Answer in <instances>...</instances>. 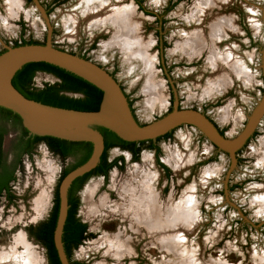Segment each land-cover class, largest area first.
<instances>
[{
	"label": "rangeland",
	"instance_id": "obj_1",
	"mask_svg": "<svg viewBox=\"0 0 264 264\" xmlns=\"http://www.w3.org/2000/svg\"><path fill=\"white\" fill-rule=\"evenodd\" d=\"M9 1L0 0V53L6 46L23 42L46 43L48 27L33 0H11L17 2L12 14ZM39 1L53 27L54 46L81 55L99 39L89 60L115 70L142 124L164 116L178 102L180 108L206 113L224 134L234 138L263 94L260 66L264 47V0H223L201 13L205 0H142L146 10L161 17L162 25L155 17L138 10L132 0H121L123 6L133 9L137 22L133 27L138 31L136 37L144 52L141 55L131 52L130 44L115 35L117 27L112 23L92 22L83 1ZM96 5L91 12L101 11L100 4ZM217 19L231 22L233 27L226 29L222 40L214 43L211 27ZM109 26L114 28L113 33L109 32ZM158 29L162 31L160 37L155 32ZM195 31H200L206 41L198 54L186 47ZM227 51H231L234 62L243 67L250 79H245L227 62L216 60L217 66L211 64V55H226ZM221 75L223 87L214 84ZM150 77L161 84L165 99L161 107L149 101L146 86ZM57 81L51 74L38 72L33 83L42 88ZM255 134L237 155V167L229 177V155L219 152L192 125H183L171 137L162 138L159 158L154 149L146 146L137 160L128 152L110 149L109 159L125 157V164L122 169H113L107 180L94 177L84 186L79 217L88 225L89 237L74 251V259L83 264H180L176 255L161 249L159 236L148 234L144 228L136 230L128 212L131 195L125 188L137 189L146 179H154L158 202L166 210L181 204L186 195L192 196L198 220L181 234L187 240L185 247L195 252L200 261L264 264V207L261 206L264 118ZM14 136L13 131L9 132L6 146ZM158 159L171 168L170 179ZM67 165L68 162L51 154L44 143L23 159L11 184L14 200L9 201L6 193L0 198V253L10 249L23 232L32 251L38 253L39 262L48 264L46 250L32 240L27 229L50 215L61 183V171ZM43 196L42 207H38V200ZM103 199L106 200L104 207L101 206ZM91 206H96L95 213L89 212ZM120 233L129 245V253L116 257L103 237Z\"/></svg>",
	"mask_w": 264,
	"mask_h": 264
},
{
	"label": "water",
	"instance_id": "obj_2",
	"mask_svg": "<svg viewBox=\"0 0 264 264\" xmlns=\"http://www.w3.org/2000/svg\"><path fill=\"white\" fill-rule=\"evenodd\" d=\"M33 2L47 24V42L6 46V50L0 54V107L17 114L29 136L54 137L68 142H87L93 145L89 160L70 171L59 186V213L54 241L61 263L70 264L62 242L69 209L68 190L77 178L90 173L98 166L105 150L104 136L99 128L108 129L126 142H142L156 141L183 125H192L219 152L229 155L231 160L229 177L237 167V153L252 138L264 118V89L245 126L234 138L222 134L218 125L206 113L180 108L178 102L164 116L148 124H142L120 83L103 66L79 54L54 46L53 27L47 11L39 0ZM41 62L73 73L100 89L103 97L99 109L96 111L67 109L26 98L13 85V78L27 64ZM260 68L264 78V47L261 50Z\"/></svg>",
	"mask_w": 264,
	"mask_h": 264
},
{
	"label": "bare ground",
	"instance_id": "obj_3",
	"mask_svg": "<svg viewBox=\"0 0 264 264\" xmlns=\"http://www.w3.org/2000/svg\"><path fill=\"white\" fill-rule=\"evenodd\" d=\"M81 1H83V3H85L89 8L88 13H90L89 17H91L92 22L95 24L108 22L112 23L117 27V32L115 35L122 40L125 39V43L130 44L129 47L131 52L140 55L142 53L144 54L140 48L141 42L139 38L136 37V33L138 34V31L133 27V25L137 22L134 21L135 19L133 18V9H131L130 6H123L121 0H118L117 3L105 2L104 0ZM219 1L223 0H205L204 5H201L200 7V13L202 10L217 6ZM98 3L100 4L101 11L99 13L96 11L91 12V9L97 8L96 4ZM8 4L9 12L12 14L14 11L13 8L17 5V2H11L10 0ZM214 22L211 27V35L214 38L213 40L215 43V40H222V38L225 36L226 29L232 28L233 24L231 22L222 21L219 19L215 20ZM199 32L200 31H195L193 35L191 34L192 36H190V39L186 44V47L191 48L195 54H198V52L202 50L204 46H206V41L204 40L203 34ZM209 60L212 65L216 66L218 65V63H215L216 60L217 62L218 60L227 62L232 69L240 73V75H242L245 79L250 77L239 63L234 62L231 51H227L226 55L223 53L221 56L213 54L210 56ZM223 78L224 77L221 75L214 84L218 86H224L225 84ZM146 91L150 95L151 100L149 99V101L152 105H154V102L156 103V106L161 107L164 105L165 99L163 97L160 83L152 80L150 77L149 83L146 86ZM150 180L151 179H146L143 181L140 188L136 187L137 189H134L135 187L125 188V192L131 195V205L128 209V212L131 216L133 224L135 225V228H137L136 230L139 228H144L148 234L159 236L158 242L161 246V249L165 250L170 255H176L178 262H181L180 264H210L200 261L195 252L190 251L185 247L187 240L181 234L183 231H188L190 227L194 226L198 220L196 211L193 210L194 202L192 196L186 195L184 201L180 202L181 204L178 203L179 205L177 204V206L172 205L171 208L166 210L162 208L158 202V197L152 184L154 179H152V181ZM138 189H140L139 192L137 191ZM91 195L92 194H89V198H91ZM44 200V196L38 200V207L39 205L42 207V202H44ZM105 201V199L101 201V206H105ZM261 206L264 207V199L261 202ZM89 212L91 214L95 213L96 206H91ZM174 232H179V234H175ZM103 239L105 240L106 245L109 246V249H114L113 251L115 252L116 257L129 253V245L126 243L125 239H122L121 233L117 235H106L103 237ZM19 247H22L23 250H20ZM32 250L33 249H31L25 238V234L22 232L20 235H18L14 245L11 246L10 249H4L0 253V264H41L37 256L38 253H35ZM213 264L220 263L216 262Z\"/></svg>",
	"mask_w": 264,
	"mask_h": 264
},
{
	"label": "trees",
	"instance_id": "obj_4",
	"mask_svg": "<svg viewBox=\"0 0 264 264\" xmlns=\"http://www.w3.org/2000/svg\"><path fill=\"white\" fill-rule=\"evenodd\" d=\"M23 44H36L34 42H23ZM15 46H19L16 44ZM1 54V53H0ZM38 72H45L53 75L57 78V82L54 84H45L42 88H37L33 86V80ZM13 85L17 90H19L26 98L41 102L43 104L75 109L82 111H96L99 109L103 93L96 86L85 81L84 79L78 77L77 75L70 73L64 69L48 63H30L24 66L13 78ZM77 95V96H72ZM0 119H12L14 120V127L21 128L24 131V135L21 140L26 143L27 150L32 152L33 143L31 140H25L24 137L27 135L28 131L22 126L20 117L13 113L11 110L0 107ZM99 130L105 135V154L115 146H121L123 149H131L134 154V159L139 158V152L141 150L139 145L145 144L147 141L142 142H126L120 139L116 134L105 128H99ZM7 129H3L0 133V148L2 144L3 136L7 133ZM223 134V133H222ZM171 133L166 134L158 138L169 137ZM35 142L47 141L55 152L61 153L62 156L67 157L73 153L77 154L79 148L87 149L85 156L78 160L76 165L72 166L66 172H64L62 178L66 176L70 171L79 167L89 160L93 152V145L87 142H68L54 137H34ZM152 142V141H149ZM61 147L65 150L62 151ZM72 147V148H71ZM71 148V149H69ZM76 148V149H75ZM150 148H154L150 146ZM76 150V151H75ZM27 151V152H28ZM160 154V151H159ZM20 161H15V163L8 167L3 160V152L0 149V198L3 194H7L9 201L14 200V195L11 193V183L16 180V172L20 166ZM110 164L108 170H110L113 165ZM59 213V198L58 192L56 193L54 199V206L51 212L50 219L44 223L42 232L45 240L48 241V248L50 250V257L54 262L61 264L57 258L56 249L53 245V235L56 227L57 219ZM67 227L73 226L76 230L79 238L77 239L76 246L81 245L84 240H86L87 235H85L87 225L74 221L72 215H69L68 221L66 223ZM56 256V258L54 257Z\"/></svg>",
	"mask_w": 264,
	"mask_h": 264
},
{
	"label": "flooded vegetation",
	"instance_id": "obj_5",
	"mask_svg": "<svg viewBox=\"0 0 264 264\" xmlns=\"http://www.w3.org/2000/svg\"><path fill=\"white\" fill-rule=\"evenodd\" d=\"M132 1L138 7V10L143 11L148 16L155 17V20H156V22L158 24H161V25L163 24V21H161V17L157 16V14L155 12L146 10V8H145L144 3H143L142 0H132ZM177 2H178V0H177ZM109 32L110 33L111 32L113 33L114 32V28L109 26ZM155 32L158 34V37H160V35L162 33L161 29H158ZM97 40H99V39L97 38L85 50V53L81 54L84 58L92 59V58H90L89 55H90V53L92 51H94L95 47L97 46ZM159 43H160V41H159ZM159 43H158V48L161 47ZM97 64H99V63H97ZM99 65H101V64H99ZM101 66H103V65H101ZM103 67L110 74H112L116 78V76L114 74L115 73V70L114 71L113 70H109V68H107V66H103ZM116 68H117V66H116ZM117 81H118V79H117ZM120 85H121L122 89L124 90V88H123V86H122L121 83H120ZM33 86L36 87L34 85V83H33ZM128 99H129V97H128ZM129 101H130V105L132 106L130 99H129ZM3 129H7L8 130L7 133L3 136L2 144H1V148H0L2 150V152H3V160H4V162L6 163V165L8 167H11L15 163V161H20V163H21L20 166H21L22 163H23V159L25 157H29L32 154V152H29L26 149L27 148V145H25L26 143H23V141L21 140L22 136L24 135V131L21 128H17V127L15 128L14 127V120H12V119H5V120L4 119H2V120L0 119V133H1V131ZM220 130H221V128H220ZM11 131H13L15 133V136L9 142L8 146H6L5 145V139H6V136L9 134V132H11ZM173 132L174 131L171 132V136H172ZM221 132L224 134V132L222 130H221ZM256 132H257V130H256ZM255 133L252 136V138L256 135ZM102 135L104 136V141H105L106 140V137H105V135L103 133H102ZM171 136H169V137H171ZM34 137L35 136H29V133H27V135L24 137L25 140H31L32 141V143H33L32 151L35 150V148L37 146H39L41 143H44L45 146H46V148L48 149V151L51 154L55 155L56 157H58L62 161L68 162V165L65 166V168L61 171V175H60V179L61 180L65 177L64 176L62 178L64 172H66L72 166L76 165V163L78 162V160L82 159L85 156V153L87 151V149L79 148L77 151L75 150L77 152V154L73 153V154H71V155H69L67 157H64V156L61 155V153H58V152H55L54 150H52V148L50 147V145H49V143L47 141H39V142L36 141L35 142ZM163 138H165V137H163ZM252 138H250V140ZM161 139L156 140V141H152V142L147 141L145 144L139 145L138 147L141 148V150L139 152V156H140V153H141L142 149L146 146L149 149H154L156 151V156L159 158V151L161 150V147L159 146V141ZM250 140L247 142V144L250 142ZM247 144L244 146V148L247 146ZM153 145H154V148H150V146H153ZM71 148H69V149H71ZM114 148H117V149H119L121 151H125V152L130 153L132 155V159H134V154L131 151V149H123L121 146H115V147H112L111 149H114ZM244 148H242L237 153V155ZM61 149H62V151L65 150L62 147H61ZM108 152L105 154V150H104L98 166L93 171H91L90 173L85 174L84 176H81V177L77 178L72 183V185L70 186V188L68 190V204H69V209H68V216H67L66 223L68 221L69 215H72V219H74V221H78L79 223L86 224L79 217V209H80L81 204H82V190H83V188H84V186L86 185L87 182H89L94 177H102L104 180H107V178L109 176V173L113 169H115V168L122 169L123 168V166L125 164V157H119V158H116V159H112L111 160L108 157ZM113 163H115L113 165V167L110 170H108L109 167H110V164H113ZM159 164H160L161 169L165 172V174L168 177V179H170L171 178V174H172L171 168L168 165H166L162 160H159ZM195 165H194V167H195ZM57 192H58V198H59V189H58ZM7 198H8V196H7ZM160 206H162V205L160 204ZM162 208H166V207H163L162 206ZM50 217H51V213L47 217V219H45L43 222H40L37 225H33L31 227H28L27 231H28V234L30 235V237L32 238V240H34L35 242H37L39 245H41L46 250L48 264H58L57 262H54L53 259H51V257H50V250L48 248V244L49 243L43 237V232H42V228H43L44 223L47 222L50 219ZM66 223H65L64 231H63V235H62V242H63V247H64V251H65L66 257H67V259H68V261H69L70 264H83L82 262L74 259V251L76 249H78L84 242L81 245L76 246L77 239L79 238V234L77 235L76 230L73 228V226L67 227L66 226ZM85 235H87V238L89 237V234H88V225H87V229H86ZM53 245H54V248L56 249V245H55V241H54V235H53ZM56 254H57V258L60 261V258H59V254H58L57 249H56ZM54 257L56 258V256H54ZM57 258H56V260H57ZM60 263H61V261H60Z\"/></svg>",
	"mask_w": 264,
	"mask_h": 264
},
{
	"label": "built area",
	"instance_id": "obj_6",
	"mask_svg": "<svg viewBox=\"0 0 264 264\" xmlns=\"http://www.w3.org/2000/svg\"><path fill=\"white\" fill-rule=\"evenodd\" d=\"M21 45V44H20Z\"/></svg>",
	"mask_w": 264,
	"mask_h": 264
}]
</instances>
